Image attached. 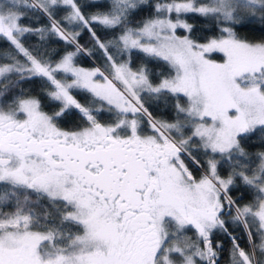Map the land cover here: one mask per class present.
Returning a JSON list of instances; mask_svg holds the SVG:
<instances>
[{"label": "rangeland", "instance_id": "rangeland-1", "mask_svg": "<svg viewBox=\"0 0 264 264\" xmlns=\"http://www.w3.org/2000/svg\"><path fill=\"white\" fill-rule=\"evenodd\" d=\"M4 1L25 3V0ZM31 1L47 15L52 14L54 5L69 6L67 18L80 19L74 0ZM113 1L119 9H124L143 0ZM243 1L252 4L261 2ZM235 2L213 0L211 4L197 5L193 0H161L156 7L164 15L146 19L136 27H127L114 39L100 42L102 55L98 57L95 54L99 60L76 44L77 49L92 61L90 67L74 63V51L66 52L53 65L33 59L0 62V83L12 73L27 75L40 72L54 83L49 94L61 105L55 115L78 106L82 113L92 119L90 124L77 129L57 128L52 121L53 114L45 112L36 98L26 96L6 107L0 104L2 122L21 120L27 131L37 138L54 133L66 141L91 146L117 136V128L125 118L127 120L131 106L133 110L144 113L158 133L196 165L200 166L195 151L204 156L206 164L205 168L200 169L203 174L201 181H196L195 176L193 179L180 162L164 167L157 183L162 188L159 192L160 203L151 209V221L160 239L164 238V234H169L170 220L181 231L183 227H193L196 238L180 234L176 241H169L166 248L156 250L155 256V251L148 250L133 261L124 253L119 257L115 255L118 250L114 249V241L119 234L120 224L114 210L101 206L93 193L79 187L74 177L62 168L49 171L42 159L22 155L20 159L14 158L8 165V171L5 167L0 168V181L35 188L51 199H63L72 205L65 216L81 223L83 231L70 238L69 244L60 246L56 242L61 234L29 228L26 226L27 218L2 222L0 260L10 252L18 251L27 259L39 258V263L32 264H213L220 258L222 241L216 238L212 245L209 237L214 231L224 229V223L218 215H212L211 210L219 204L222 193L227 207L233 210L227 219L239 220L251 240L246 225V218L250 216L251 222L258 223L262 236L256 250L252 248L249 252L236 242L239 232L230 235L233 241L229 245L227 260L220 263L264 264V186L259 187L263 196L256 205L239 208L226 193L232 179L221 177L217 172L220 158L241 152L238 135L257 125H264V42L238 39L228 26L224 27V33L219 37L204 42L194 41L177 31L179 28L187 29L188 24L180 17H171L173 12L198 10L230 18ZM123 14L122 10L94 14L90 19L113 24ZM49 18L54 21L51 16ZM26 30V27L18 25V12L0 10V33L9 36L16 46H20L19 36ZM59 30L68 39H73L72 36L78 33L66 26L64 29L59 27ZM132 49L165 60L172 72L157 83H151L145 69H133L128 58H122L123 53ZM212 51L221 53L222 58L211 57ZM78 88L100 98L101 104L79 107L72 93ZM163 92L180 95L187 103L185 106L175 104L174 114L179 117L174 121L153 115L142 102L143 95L158 98ZM101 110L110 112L114 117L113 122L96 120L94 115ZM262 161L264 166V155Z\"/></svg>", "mask_w": 264, "mask_h": 264}, {"label": "trees", "instance_id": "trees-1", "mask_svg": "<svg viewBox=\"0 0 264 264\" xmlns=\"http://www.w3.org/2000/svg\"><path fill=\"white\" fill-rule=\"evenodd\" d=\"M159 1L161 0L137 1L127 8L119 9L113 0H74L80 19L69 20L67 17L70 7L66 5H54L52 14L47 15L31 0H25V3L23 1L19 4L0 0V10L18 12V25L27 28L19 36V47L15 45V42L9 36L0 33V62L9 63L33 59L43 64L53 65L63 54L74 51V63L90 67L93 64L92 61L85 53L77 49L76 44L83 47L90 56L94 58L101 57L100 42L114 39L127 27H136L146 19L164 15V12L159 11L156 7V3ZM193 1L197 5L213 2V0ZM259 1L261 2L252 4L248 1L236 0L233 6V15L230 18H222L211 11L202 12L198 10L173 12L171 17H180L188 24L187 29L179 28L177 31L186 34L194 41L204 42L219 37L224 33V27L228 26L238 39L249 42H264V0ZM121 10L124 14L113 24L90 19V16L94 14L120 12ZM49 16L54 21H51ZM65 26L78 32L72 36L73 39L66 38L59 30V27L64 29ZM121 56L122 58H128L131 68L145 69L151 83H157L162 77L172 72L171 66L165 60L155 58L140 50L132 49ZM210 56L216 59L222 58L221 53L217 51H212ZM53 88V81L40 72L27 75L12 73L0 83V104L2 107H6V105L17 101L20 97H34L45 112L53 114L52 121L57 128L77 129L92 122V119L82 113L78 106L69 111L63 110L55 115L61 105L58 100H54L49 94ZM72 93L77 99L79 107L101 104L100 98L85 89L78 88ZM143 96L142 102L145 103L148 110L153 115L162 117L167 121H174L176 117H179L176 113L174 114L176 103L183 106L187 105L182 96L171 93L163 92L158 95V98H152L148 95ZM94 116L99 122L110 123L114 120L111 113L104 110ZM185 132L187 135V128ZM238 144L241 152L232 154L227 158H220L217 163V172L221 177L232 179V182L226 187V193L234 204L241 208L245 205H256L263 196L259 187L264 186V166L262 165L264 125H257L240 133ZM192 152H196L200 167L205 168L204 156L200 152ZM192 164L195 163L190 160L188 165ZM197 166L194 169L199 170ZM198 172L194 175L195 179L199 177L200 171ZM222 199L225 198L221 193L220 200ZM71 206L63 199H51L35 188L0 181V224L16 218H27V227L58 231L61 233V238L58 239L57 243L66 245L69 244L70 238L83 231L81 223L65 216L66 212L72 209ZM229 211L226 215L224 229L214 231L209 237L212 245L216 238L222 241V247L220 248L222 252L217 264L227 260L229 245L233 241L230 235L239 232L240 235L235 240L240 247L249 252L252 251V248L256 250V244H259L262 236L258 223L251 222L250 216H248L246 225L251 233L250 240L239 220L227 219L233 212L230 208ZM168 227L171 230L177 228L172 220H170ZM183 229L185 235L191 239L196 238V231L193 227L188 226L183 227Z\"/></svg>", "mask_w": 264, "mask_h": 264}, {"label": "flooded vegetation", "instance_id": "flooded-vegetation-1", "mask_svg": "<svg viewBox=\"0 0 264 264\" xmlns=\"http://www.w3.org/2000/svg\"><path fill=\"white\" fill-rule=\"evenodd\" d=\"M127 113V120L125 118L117 128L119 131L117 136L108 138L106 142H96L91 146L66 141L65 139L56 137L54 133L37 138L27 131L21 120L8 119L4 122L0 121V158L4 157L7 159L6 161H0V168L3 169L5 167V170L8 171V165L13 162L14 158L20 159L21 155L22 157L27 156L42 159L49 171L54 168H62L64 172L74 177L79 187H83L93 193L99 199V202H101V206L103 205L107 209L116 212L119 219L120 231L114 241V249L118 250L115 252V255L119 257L124 253L134 261L138 259L139 254L143 255L148 250L151 252L155 251L153 253L155 256L158 251L166 248L169 241H176V238L180 234L185 233V230L181 231L180 228H173L172 230L169 229V234H164V238L160 239L157 231L154 229V224L151 221V209H154L153 206L157 205L158 202L160 203L158 201L159 192L162 188L158 187L157 183L161 170L167 167L168 164L180 162L192 175L193 179L195 173H199L198 171H200L199 177L195 179L196 181H201L203 174H201L200 166H197L199 170H196L194 169L196 164L188 165L190 158L183 151L176 149L163 135L159 134L144 113L133 110L131 106ZM25 139L42 141L44 151L46 152H49L51 149L53 150L54 144L57 143L77 145L85 149L110 148L112 156H110L108 161L113 162V164L108 169L110 172L114 170L119 173L118 180H122V173L126 171L125 165L130 160H134L136 163L135 168H138L136 174H139L142 169L138 165L139 163L145 162L149 164L145 166V168H148L147 179L137 190L140 194L139 196L127 194L121 198L119 194L112 195L111 190L107 192L95 186L92 182H86L79 170L77 168L73 169L75 163H72L67 155L60 156L52 152L49 156H44L31 152L23 145ZM102 166L103 164L99 160L90 161L86 165L91 172H98ZM228 212L229 208L225 199L220 200L217 207L211 210L212 215H218L223 220V225H225ZM47 231L61 234L54 230ZM59 245L61 246V244ZM221 252L222 250H220ZM32 263H39V258L30 257V259H27L18 251L10 252L0 260V264ZM213 264H217V262Z\"/></svg>", "mask_w": 264, "mask_h": 264}, {"label": "water", "instance_id": "water-1", "mask_svg": "<svg viewBox=\"0 0 264 264\" xmlns=\"http://www.w3.org/2000/svg\"><path fill=\"white\" fill-rule=\"evenodd\" d=\"M23 145L31 152L49 156L52 152L64 156L67 155L71 162L75 163L73 169H78L80 174L84 177L86 182H92L95 186H98L105 191H112V195L119 194L122 197L129 194H135L139 196L137 191L147 179L148 168L145 166L148 163L142 162L138 165L142 168L139 174L137 173L136 163L134 160H130L126 165V171L122 173V180L119 179V173L108 169L113 162H109L108 159L111 154L110 148H97V149H85L77 145H71L66 143L54 144L53 150L49 152L44 151L42 141L35 139H28L23 141ZM4 157L0 158V161H6ZM99 160L103 166L98 172H91L86 167L90 161ZM70 163V162H69ZM72 165V164H71ZM127 166V167H126ZM136 175V177H135Z\"/></svg>", "mask_w": 264, "mask_h": 264}]
</instances>
